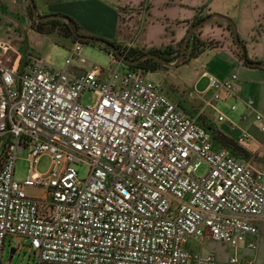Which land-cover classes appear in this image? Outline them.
<instances>
[{"label":"built area","instance_id":"1","mask_svg":"<svg viewBox=\"0 0 264 264\" xmlns=\"http://www.w3.org/2000/svg\"><path fill=\"white\" fill-rule=\"evenodd\" d=\"M0 48V137L8 136L0 158V264L8 236L29 239L37 264L255 263L237 250L221 262L188 247L189 239L204 238L243 244L259 235L252 220L264 219V167L218 149L200 122L210 108L219 122L237 127L217 108L220 99L236 95V74L221 80L204 73L214 94H186L187 101L203 102L192 114L143 70L120 72L114 53L116 69L74 73L70 63L57 69L32 56L23 63L9 45ZM82 49L75 42L71 58L85 64ZM134 49L135 40L119 50L126 56ZM86 90L97 95L92 105L81 101ZM255 120L264 132V115L257 112ZM248 138L243 131L236 142ZM25 148L30 166L18 182ZM43 156L51 161L46 173L36 169ZM201 161L209 170L199 177ZM75 163L89 164L87 178ZM27 187L45 194L29 196ZM247 243L257 248L256 240Z\"/></svg>","mask_w":264,"mask_h":264},{"label":"rangeland","instance_id":"2","mask_svg":"<svg viewBox=\"0 0 264 264\" xmlns=\"http://www.w3.org/2000/svg\"><path fill=\"white\" fill-rule=\"evenodd\" d=\"M132 2L139 6L144 4L147 8L146 10L142 8L139 11V8L135 6L137 10L133 13H121L122 19L119 27L121 35L133 36L137 45H143L144 47H147V49H151L153 46L161 49H165L172 45L178 47V44L186 38L188 33L186 35H180V29L177 23L167 22L161 12V8L158 6H151L150 8V5H152L151 0H132ZM123 4L121 5L125 9L126 6ZM151 10L152 14L150 13ZM29 18L31 22H33L30 15ZM222 20V18L216 17L201 26L199 31L202 30L205 32L206 37H209L210 39L221 41L222 45H225V47L230 45L235 47L232 40L231 30L227 31V33L224 31L225 34L223 37L221 35L222 32L218 29V23ZM15 28L16 26L13 25V23H10V21L2 17L0 23V42L9 45L14 51L21 54L23 63H25L30 56L33 58H42L46 64L57 69H63L67 67L68 63H70L69 70L74 73L76 72L74 70L84 71L88 70L91 66L102 68L111 67L113 59L112 52L102 44L95 42H86L83 44L81 56L87 59V63L84 64L80 62L78 56L71 58L75 47V42L71 38L63 37L59 33L27 32L26 30L16 32ZM237 30L240 36L239 29ZM83 31L84 30L82 29V32ZM83 33L88 36H93L91 34H86L87 32L85 31ZM93 37L113 42L112 39H107L103 36ZM226 50L227 48H220L213 51L209 49L197 59H194L187 64H182L173 68H163L155 72H145V75L148 80L157 82L163 89V92L173 101L184 105L188 109L190 108V111L193 113L195 109H197L198 103L195 101L188 102L184 97L190 92H201L207 89L209 80L207 77L202 76L204 71H207L209 74H212L221 80L228 72H230L231 67L226 61ZM1 53L2 49L0 48V56ZM117 67L118 65L114 64L111 68L116 69ZM128 68L129 67L123 62L119 64L120 72H125ZM212 95L213 91H208L206 93V98L210 99ZM81 101L84 105H92L97 101V95L92 90H86L82 94ZM232 105L233 104L230 100L226 101L225 99H220L217 103V108L222 113L226 114L229 119L238 122V111L232 110ZM207 110L209 111L207 114H209V117L211 116V120H208V117H204V121H212V124L215 127L217 125V129L221 130L231 139L236 140L235 133L230 131L227 123L219 122L218 114L210 108ZM204 114H206V111H204ZM7 140V135L0 137V158L3 154ZM215 143L216 145H219L216 140ZM250 143V140H245L240 143V145L244 148H248V144ZM220 147L223 146L219 145L217 148L219 149ZM28 155L29 149L25 148L18 156L19 159L16 164L15 174V179L18 182H23L27 177L30 166ZM253 164L256 167L263 165L257 162H253ZM50 166V157L43 156L36 169L39 172L46 173ZM74 167L79 171V175L83 179L87 178L91 170V167L87 163H75ZM208 170L209 167L207 163L201 161V164L196 171V175L199 177L204 176ZM26 193L32 197H41L45 194V190L38 187H27ZM256 224L259 225L261 223L260 221H257ZM261 230L264 233V221L261 224ZM29 244L30 241L27 238L8 236L6 238L3 264H37V252L34 249H31ZM256 244L257 248L255 250H246L243 245L240 247V250L243 251V254L247 253L245 257L253 259L256 256L258 264H264V241ZM188 247L193 253H198L202 256L210 254L215 255L221 262H225L230 255L234 254L236 251V245L234 243L225 244L209 238H204L200 241L189 239ZM12 248H16L17 251L13 255V258L10 259ZM254 264H256V261Z\"/></svg>","mask_w":264,"mask_h":264},{"label":"crops","instance_id":"3","mask_svg":"<svg viewBox=\"0 0 264 264\" xmlns=\"http://www.w3.org/2000/svg\"><path fill=\"white\" fill-rule=\"evenodd\" d=\"M133 2L132 0H35L38 14L42 16L63 15L70 17L87 32L86 34L112 39V43L119 46H125L135 40L131 35H121L119 30L122 12L133 13L137 10L135 6L139 8V11L144 7V4L139 6L133 4ZM151 2L150 8L151 6L161 8V12L167 22L177 23L180 35H186L191 28V24L196 19H204L212 14H220L233 20L238 26L237 29H239L241 39L243 38V43L246 45L248 58L251 61L264 62V0H151ZM121 4L125 5L126 8L124 9ZM29 5V0H0V16L13 23L16 26V32L22 30L38 32L35 30L34 22H31L28 15ZM150 13L152 14V10ZM227 25L229 24L224 19L218 23V29L222 32L221 35L223 37L227 31H230ZM200 38L202 40L210 39L206 37L205 32L202 30H200ZM232 40L234 42L233 34ZM172 46L177 48L175 45ZM153 48L161 49L154 46L151 49ZM220 48H227L226 61L231 67L230 72L222 80L230 79L233 74L238 76L235 81L237 87L236 95L225 97L226 101L230 100L236 106L238 122L228 119L235 123L237 127L233 130L229 122H225L229 126L230 131L235 133L236 138L243 131L250 134V138L247 139L251 141L248 144V148H244L239 144L245 150V153H238L237 155L245 157L252 164L253 162L263 164L259 166V168H262L264 167V132H262L260 124L255 120V115L257 112L264 115V68L248 66L244 59L239 56L236 46L225 47V45H221V47L210 50L213 51ZM137 49L149 50L140 44L137 45ZM74 71H76L75 73L83 72V70ZM204 73L208 72L204 71ZM204 91L207 93L213 90L207 87ZM249 99L254 101L253 108L247 106V100ZM195 102L198 103V107L193 113L190 108L188 109L184 105L183 107L188 112L196 114L203 108V102L201 100H195ZM207 112L209 111L206 110L203 119L208 117V120H211V116L209 117ZM207 123L212 124V121ZM252 221L259 228V235L249 237L247 242L256 240L257 243H262L264 241V233L261 230V224L264 220L256 218ZM257 221H260L261 224L257 225ZM247 242L240 245L235 244L236 250L242 256L247 254H243V251L240 250L242 245L244 249L250 250ZM254 259L256 264H258L256 256Z\"/></svg>","mask_w":264,"mask_h":264},{"label":"trees","instance_id":"4","mask_svg":"<svg viewBox=\"0 0 264 264\" xmlns=\"http://www.w3.org/2000/svg\"><path fill=\"white\" fill-rule=\"evenodd\" d=\"M28 13L34 22V25H35L34 27H35L36 31L41 32V33H59L63 37L71 38L74 42L79 41L75 37L74 33L72 32L70 26L68 25V23L66 21L59 20V19H51V20H47L44 22L38 21L34 18L30 5H29ZM68 18L72 21V24L74 25L76 31L81 35H85L82 32L81 27L73 19H71L70 17H68ZM201 20H203V18L196 19L191 24L190 27H192L196 23L200 22ZM227 26L231 30V28H230L231 26L230 25H227ZM231 33L233 34L232 31H231ZM182 42L178 44L177 48H174L173 46H168L165 49L153 48V49H149L147 51L134 49V50H131L128 54H126V56L130 59H137L140 56H142L148 52H154L169 62H175L178 59V57L180 56ZM81 43L84 44L86 42H81ZM221 43H222L221 41L210 40V39L202 40L200 38V31H199V29H197L194 32L191 41L186 46L185 56L183 57V59L179 65L187 64L190 61L197 59L206 50L221 47V45H222ZM234 44L237 48L239 56L242 59H244L239 47L236 45L235 42H234ZM117 47L120 49L119 45H117ZM130 68L141 69L144 72H155V71H159L163 68L165 69V68H169V67L160 63L159 61H157L154 58H148V59L141 61L139 64H137L135 66H130ZM200 122L203 125H205L207 128L210 129L211 133L213 134L214 139L219 143V145H222L223 147L228 148L231 152H233L235 154L245 153V150L235 140L228 137L221 130L217 129V127H215L213 124H210V123H207L206 121H204L203 117L200 119Z\"/></svg>","mask_w":264,"mask_h":264},{"label":"water","instance_id":"5","mask_svg":"<svg viewBox=\"0 0 264 264\" xmlns=\"http://www.w3.org/2000/svg\"><path fill=\"white\" fill-rule=\"evenodd\" d=\"M29 3H30V6H31V9H32L33 16H34V18L36 20L41 21V22H44V21H47V20H51V19H59V20L66 21L68 23V25L70 26L72 32L74 33L75 37L80 42H95V43L102 44V45L106 46L112 53H114L117 56V58L120 61H122L123 63H125L127 66H135V65L139 64L141 61H143L145 59L154 58L157 61H159L160 63L166 65L167 67H171V68L177 67L181 63L183 57L185 56L186 46L191 41L194 32L197 29H199L201 26H203L204 24H206L209 21H211L212 19H214L216 17H219V18H222V19L226 20V22L231 26V30H232L233 36H234V42L239 47V49H240V51L242 53V56H243V58L245 60V63L248 66L262 67V68H264V62L251 61L248 58L247 48H246L245 44L242 42V40H241V38H240V36L238 34V31H237V26L233 22V20H231V19H229V18H227V17H225L223 15H220V14H212V15L204 18L200 22L196 23L195 25H193L189 29L188 34H187L185 40L182 42L180 56L178 57V59L175 62H169V61L163 59L161 56L157 55L154 52H148V53L140 56L137 59H130L127 56L123 55L120 52V50L117 47V45L114 44V43H112V42H109L107 40H104V39L98 38V37H93V36L79 34L76 31L74 25L72 24V21L67 16H63V15H46V16H42V15L38 14L35 0H29ZM1 21H2V17L0 16V23H1ZM16 251H17L16 248H12L11 249L10 259L13 258V255L16 253Z\"/></svg>","mask_w":264,"mask_h":264}]
</instances>
